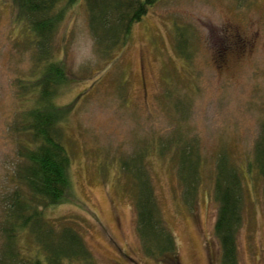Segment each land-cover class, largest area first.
<instances>
[{
  "label": "rangeland",
  "instance_id": "obj_1",
  "mask_svg": "<svg viewBox=\"0 0 264 264\" xmlns=\"http://www.w3.org/2000/svg\"><path fill=\"white\" fill-rule=\"evenodd\" d=\"M14 3L0 0V259L6 209L16 191L30 196L25 185L18 188L25 164L16 128L38 96L29 84L41 75ZM182 30L190 60L179 48ZM53 42V59L64 62L71 79L55 96L68 106L61 127L71 160L66 198L44 209L46 220L80 232L96 264H166L143 250L137 181L126 169L147 146L146 168L177 241V264H224L214 187L217 157L228 152L244 171L237 262L264 264V182L247 168L264 121V0H160L112 59L102 56L81 0L67 10ZM174 136L199 150L194 195L173 152L157 151ZM33 237H17L25 257L40 248Z\"/></svg>",
  "mask_w": 264,
  "mask_h": 264
},
{
  "label": "trees",
  "instance_id": "obj_2",
  "mask_svg": "<svg viewBox=\"0 0 264 264\" xmlns=\"http://www.w3.org/2000/svg\"><path fill=\"white\" fill-rule=\"evenodd\" d=\"M79 1L15 0L14 3L18 12L16 20L28 24L41 75L29 84V88L38 87L37 91L29 90L30 94L37 93L38 96L16 128L22 149L20 157L25 164L19 171L18 188L25 185L30 196L27 198L16 191L6 209L4 233L8 238L1 264H96L80 232L71 225L55 226L44 216L45 208L64 201L70 183L68 168L71 158L61 127L68 106L58 105L55 96L58 88L71 79L64 62L53 59L52 51L54 37L67 10ZM83 1L90 30L96 36L102 56L112 59L114 50L121 48L123 51L129 44L134 25L160 0ZM181 33L179 48L190 60L191 43L184 30ZM236 37L242 39L239 34ZM240 42L237 40L236 44L240 45ZM166 143L159 142L157 151L161 157L173 152L178 160L180 180L194 195L200 180L199 150L181 136L171 137ZM149 151L150 147L144 146L136 157H131L126 163V169L137 181V230L146 254L166 264H177V241L161 212L153 178L146 168ZM247 168L249 172L254 168L264 182V121ZM242 171L233 164L228 152L218 155L214 189L219 209L215 232L224 264H238L237 231L242 223L244 202ZM23 231H29L40 245L33 256L25 257L18 248L17 237Z\"/></svg>",
  "mask_w": 264,
  "mask_h": 264
}]
</instances>
